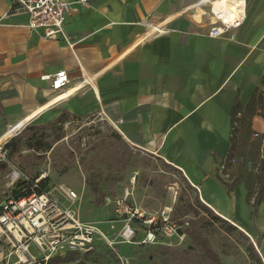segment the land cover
<instances>
[{
    "label": "crops",
    "instance_id": "0c3cea01",
    "mask_svg": "<svg viewBox=\"0 0 264 264\" xmlns=\"http://www.w3.org/2000/svg\"><path fill=\"white\" fill-rule=\"evenodd\" d=\"M199 1L70 0L65 40L40 36L12 0H0V140L38 119L100 115L128 145L181 172L206 206L257 243L264 263V200L252 216L247 186L263 157L264 0L214 2L225 17L245 11L217 37ZM150 25L166 31L154 36ZM58 70L70 80L61 92L43 79ZM236 104L234 161L223 173Z\"/></svg>",
    "mask_w": 264,
    "mask_h": 264
},
{
    "label": "rangeland",
    "instance_id": "374dc122",
    "mask_svg": "<svg viewBox=\"0 0 264 264\" xmlns=\"http://www.w3.org/2000/svg\"><path fill=\"white\" fill-rule=\"evenodd\" d=\"M25 124L8 138L10 145L0 149V204L18 189L13 171H19L31 180L43 176L45 189L72 188L78 193L80 217L96 223L108 237L113 205L135 177L132 200L148 214H160L171 209L176 221H188V228L201 232L222 264H256L247 249L248 241L238 230L219 222L208 223L205 213L198 210V193L190 188L183 176L158 157L128 145L116 128L100 115L81 118L65 116L60 121ZM116 180L111 186V180ZM95 184L91 191L88 182ZM110 198V201L107 200ZM114 214L112 215V218ZM233 226L231 222L229 223ZM119 225L117 224V228ZM257 250V243L251 240ZM165 246V245H164ZM12 248L0 238V264L15 261ZM30 251L38 252L32 245ZM51 264H210L203 259L201 249L191 240L180 246L118 244L115 251L98 247L80 255H58ZM56 258V257H55Z\"/></svg>",
    "mask_w": 264,
    "mask_h": 264
},
{
    "label": "built area",
    "instance_id": "2783aa9c",
    "mask_svg": "<svg viewBox=\"0 0 264 264\" xmlns=\"http://www.w3.org/2000/svg\"><path fill=\"white\" fill-rule=\"evenodd\" d=\"M86 5L87 0H78ZM218 0H200L199 5L208 6L212 17L209 36L217 37L244 20L245 11L225 17L223 10H213ZM70 0H12L16 11L28 15V27L45 38L56 39L64 33V22L70 12ZM10 9H13L10 6ZM152 35L166 31L163 26L150 25ZM53 91L65 90L70 80L65 70L45 75ZM6 143V142H5ZM4 143V144H5ZM3 145H1L2 148ZM0 148V149H1ZM14 181L22 180L29 185L20 196H7L0 204V238L12 249L15 261L6 264H48L58 255L68 252L87 253L96 243L115 249L118 244L180 246L187 238L189 222L176 221L171 209L160 214H148L132 201L135 177L121 194L112 200L114 217L109 220L111 237L103 233L95 222L80 217L78 193L72 188L42 189L43 176L31 180L19 171H13ZM110 201V198H107ZM117 224L119 225L117 228ZM264 237V232H263ZM34 246L38 254L30 251Z\"/></svg>",
    "mask_w": 264,
    "mask_h": 264
},
{
    "label": "trees",
    "instance_id": "16d2710c",
    "mask_svg": "<svg viewBox=\"0 0 264 264\" xmlns=\"http://www.w3.org/2000/svg\"><path fill=\"white\" fill-rule=\"evenodd\" d=\"M263 82H264V79H263ZM262 98L264 99V96H263V94H260L259 102H260V100H262ZM254 100H255V98L252 99V101H251L252 104H253ZM262 102L263 101H261V103ZM238 108H239V106L236 104L234 106L233 112H232V138H231L232 143L230 145V148L228 150V154H227V156L225 158V161H224V164H223V173H225L227 166L234 161L233 152H234V149L236 147L235 133L237 131L236 130L237 127L235 126L234 123L237 121L236 114L239 111ZM249 108H250V110L251 109L253 110L252 107L249 106ZM252 114H253V111L250 113V115H252ZM262 116L264 117V110L262 112ZM59 119H60V121H63V120H65V116L62 115V116H60ZM16 132H18V130L14 131V133L8 135L3 140H0V142L6 141L10 136L14 135ZM249 133H251V132H249ZM10 143H11V140L4 145L5 148H7L10 145ZM256 167H257L258 172H256L254 175L251 174L252 172H250V173H248V177H247V186H248V190H249L248 199H249V201L252 200L251 201L252 216L255 215L256 210H257V206L260 203V201L264 200V145H263V157L258 160V162L256 164ZM170 168H172V167H170ZM172 169L181 174V172H179L177 169H174V168H172ZM183 179L185 180V182L187 183V185L190 188L194 189L192 186H190L188 184V182L184 178V176H183ZM239 180H240V178H237V179L229 182L228 184H226L228 191H230L238 183ZM44 181L45 180H41V183H40V187L42 189H45L44 188ZM253 181H255L256 184H257V189L256 190H254L252 188V184L251 183H253ZM115 183H116V180L112 179L110 184L113 187V186H115ZM88 185L90 186V189H91L92 192L95 193L97 191V188H96L95 184H93V182L89 181ZM25 187L27 188V187H29V185L26 184V182L21 180V183H20L18 189L15 190L11 194V196L17 197V196L22 195L24 193L23 192V188H25ZM195 205H196L198 210H200L203 213H205L206 217L204 218V220L207 221L208 223L219 222V223L228 225L232 229L238 230L240 235L244 239H246L248 241L247 249H248L249 254L251 255V257L254 259L255 263L256 264H264L262 259H261V257H260V255H259V253H258V251L255 249V247L251 243V240H250L249 236H247L243 231L239 230L236 226H233V225L229 224L230 222H228L227 220H225L222 217L218 216L214 211H212L208 206H206L199 199V197H196ZM188 240H191V242L194 245L198 246L201 249L203 259L208 261L210 264H222L221 259L219 258L217 253L213 250V248L211 247L209 239L207 237H205L201 232L195 230L194 228H191V229L188 228L187 229V238H186L185 242L188 241ZM159 246L165 247L164 245H159ZM98 247H101V248L103 247V248H105L107 250L115 251V249H112V248L106 246L105 244L98 242V243H96L94 249L92 251H90V252H87V253L68 252L66 254H68L69 256H73L75 254L85 255V254H88V253H91V252L95 251ZM55 257H53L48 264H51V263L55 262V260L59 259V257H57V256H55Z\"/></svg>",
    "mask_w": 264,
    "mask_h": 264
},
{
    "label": "bare ground",
    "instance_id": "6f19581e",
    "mask_svg": "<svg viewBox=\"0 0 264 264\" xmlns=\"http://www.w3.org/2000/svg\"><path fill=\"white\" fill-rule=\"evenodd\" d=\"M7 140L6 141H3V142H0V148H1V145H3L5 142H7Z\"/></svg>",
    "mask_w": 264,
    "mask_h": 264
},
{
    "label": "water",
    "instance_id": "95a60500",
    "mask_svg": "<svg viewBox=\"0 0 264 264\" xmlns=\"http://www.w3.org/2000/svg\"><path fill=\"white\" fill-rule=\"evenodd\" d=\"M13 136V135H12ZM11 137V136H10ZM8 141V140H7Z\"/></svg>",
    "mask_w": 264,
    "mask_h": 264
}]
</instances>
